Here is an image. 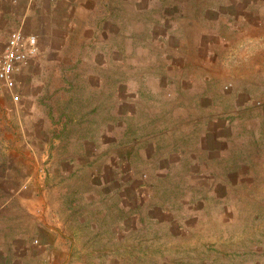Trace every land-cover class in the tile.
<instances>
[{"label":"crops","instance_id":"1","mask_svg":"<svg viewBox=\"0 0 264 264\" xmlns=\"http://www.w3.org/2000/svg\"><path fill=\"white\" fill-rule=\"evenodd\" d=\"M258 10L264 0H0V30L35 34L39 49L21 87L4 86L11 99H0V264H108L94 249L109 238L97 247L92 235H125L127 214L141 232L146 215L165 229L182 212L195 221L171 229L175 242L189 248V230L204 238L200 195L157 192L166 182L147 177L127 199L125 178L106 175L120 165H243L228 144L242 142L236 115L251 99L232 85L223 109L222 77L236 72V43L260 35ZM81 165L92 177L78 178ZM112 184L111 212L97 199L85 201L97 213L79 209L80 187L97 196ZM218 199L229 203L216 218L232 225L238 197Z\"/></svg>","mask_w":264,"mask_h":264},{"label":"rangeland","instance_id":"2","mask_svg":"<svg viewBox=\"0 0 264 264\" xmlns=\"http://www.w3.org/2000/svg\"><path fill=\"white\" fill-rule=\"evenodd\" d=\"M257 13L263 14L262 24L254 28V32H259L260 35H255L253 40L236 43L237 50H231V55H235L231 61L237 73L225 74L222 77L225 82V87H223L225 94H222L220 101L223 109L229 111L231 108L229 106L232 103V90L230 89L232 85L237 86L240 99L248 97L251 99L250 104L244 106V109H239L243 111L235 114L236 119L241 121L239 128L242 142L238 145L228 144V148L231 146V153L235 154L233 161L237 162L240 159L239 162L243 165H202V167L199 165L195 167L191 165H167V167H162L163 165H120L119 169L110 170L106 175L109 178H116L118 176L115 173L118 172L120 178H125L127 199L133 198L142 188L137 186L140 179L147 177L164 179L166 182L164 186L154 187L157 192L169 196L173 194L200 195V198L205 200L207 209V216L202 219L204 224L200 225L205 237L202 238V233H198L197 230L188 229L190 234L186 236V241L189 243V248H183L181 243L175 242L176 235L171 232V229L179 226L185 228L187 223L194 225L192 221H195V219L184 217L182 212L179 215L176 214L175 217L168 214L166 216L168 225L165 229L155 225L158 224V219L152 223L153 220L146 215L140 219L141 232L134 231L135 219L128 217L127 214L126 226L131 230L126 229L125 235L115 233L92 235L97 247H100L104 236L109 238L105 244L106 249H94L95 259H100V254L103 252L109 258L108 264H258L259 259L264 257V11L258 10ZM11 31L13 30L9 28L4 31L0 30V51L4 48ZM19 75L17 84L20 86ZM20 90L18 88L20 97H22ZM0 99H11L10 91L1 82ZM90 168V165H81L78 178L85 180L89 176L92 177ZM197 176L204 180L200 185L197 183L178 185L175 184L177 182L173 184L174 180L181 183L183 179ZM114 186L115 184L107 186L102 195H95L96 197L93 195L95 193L92 187H80L83 188V193L79 200L84 203L79 205V209L88 208V214L92 215L97 213L98 205L85 202L87 199H97L107 205L111 212L114 206ZM227 195L238 197L235 202L238 212L232 220L234 222L232 225H229V219L216 218V215L221 214L220 211L224 209V204L229 203L228 200L224 201L218 197L223 198ZM94 219H98L96 220L98 226L105 224L106 227L114 225L116 228V221L96 217ZM177 224L179 226H176ZM219 227L222 229V234L218 233ZM80 252L78 249L76 253L80 255Z\"/></svg>","mask_w":264,"mask_h":264},{"label":"built area","instance_id":"3","mask_svg":"<svg viewBox=\"0 0 264 264\" xmlns=\"http://www.w3.org/2000/svg\"><path fill=\"white\" fill-rule=\"evenodd\" d=\"M38 38L22 29L10 32L4 48L0 51V82L6 88L17 87V76L25 63L38 53Z\"/></svg>","mask_w":264,"mask_h":264}]
</instances>
